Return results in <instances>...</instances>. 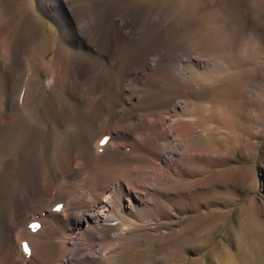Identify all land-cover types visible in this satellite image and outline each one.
<instances>
[{
	"label": "bare ground",
	"instance_id": "6f19581e",
	"mask_svg": "<svg viewBox=\"0 0 264 264\" xmlns=\"http://www.w3.org/2000/svg\"><path fill=\"white\" fill-rule=\"evenodd\" d=\"M36 6L56 24L49 60ZM177 12L0 0V264H198L205 249L207 264H264V118L240 134L235 110L198 99L226 65L166 35ZM91 59L119 69L116 91L99 95ZM129 241L151 259H125Z\"/></svg>",
	"mask_w": 264,
	"mask_h": 264
},
{
	"label": "rangeland",
	"instance_id": "374dc122",
	"mask_svg": "<svg viewBox=\"0 0 264 264\" xmlns=\"http://www.w3.org/2000/svg\"><path fill=\"white\" fill-rule=\"evenodd\" d=\"M32 1L34 2V0ZM135 1L147 7L169 5L173 10L178 11L177 15L179 16L178 19H180L178 28H180L179 30L165 29L166 35L171 38L183 39L188 55L200 52L203 57H217V60L220 62L219 64L226 65V68L222 67L221 69L222 74L225 72L228 77L225 76L223 81H221V85L216 86L217 90L214 88L211 90L207 86L202 88L196 94L198 95V99H205L207 94L210 95L213 93L216 96V102L218 104L220 103V106L224 105L223 107H228L232 111L235 110L233 112L237 114V120L239 119L236 130L240 134L247 131V124L252 126L258 120L264 118V105H262L264 103V0ZM37 11L44 23V27L42 28L44 36L39 41L41 44L47 45L46 49H39L38 53L40 56H44L45 59L49 60L54 50L50 46V40L48 39H50V34L53 35L57 31L55 28L56 24L50 18L45 17L38 8ZM213 22L216 24H213ZM256 23L261 26L258 36H254L251 30ZM90 61L97 69L104 70V80L98 81L95 85L98 87L99 95L108 94L107 89L109 88L116 91L117 86L121 82H124L125 77L120 76L119 69L111 64V60H108L109 62L107 61V63L103 60L99 62L96 59H91ZM41 78H45L44 72H41ZM40 98H42L41 95ZM248 106L253 110L252 112H250ZM245 123L247 124L245 125ZM256 140L260 146H264V139L262 137H258ZM241 148V144L239 145L238 142L237 155L239 158H241ZM134 156L136 155L123 159V164L120 168L121 171L124 172L127 165L133 161ZM260 157L259 154L255 158L253 162L254 168L252 170L258 178L259 173L256 166L259 164ZM120 170H116V173L120 174ZM255 183L254 186L256 185ZM243 199L241 198V201ZM210 220L217 223L216 231L214 232H222L219 238L223 242L226 241L223 233L225 232L223 230L225 228L220 229L218 219L214 218ZM134 244V242L129 241L124 258L139 257L140 260L146 259V261H149L151 259L149 254L151 248L147 246L146 249L142 250ZM206 252L207 249L204 250L202 257L204 262L202 263L199 260L198 264H207Z\"/></svg>",
	"mask_w": 264,
	"mask_h": 264
}]
</instances>
